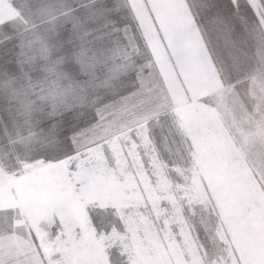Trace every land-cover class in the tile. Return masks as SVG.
Listing matches in <instances>:
<instances>
[{
    "label": "snow or ice",
    "instance_id": "6c2138e0",
    "mask_svg": "<svg viewBox=\"0 0 264 264\" xmlns=\"http://www.w3.org/2000/svg\"><path fill=\"white\" fill-rule=\"evenodd\" d=\"M0 264H264V0H0Z\"/></svg>",
    "mask_w": 264,
    "mask_h": 264
}]
</instances>
